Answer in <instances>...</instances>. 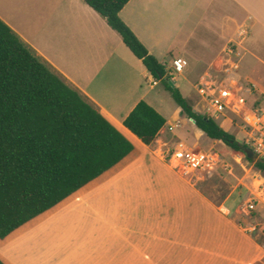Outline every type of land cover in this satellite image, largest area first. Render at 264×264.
I'll use <instances>...</instances> for the list:
<instances>
[{"label":"crops","instance_id":"obj_1","mask_svg":"<svg viewBox=\"0 0 264 264\" xmlns=\"http://www.w3.org/2000/svg\"><path fill=\"white\" fill-rule=\"evenodd\" d=\"M34 10L28 0H0V18L97 103L141 154L0 246V253L13 264H262L261 238L233 217L231 196L214 197L205 180L193 181L165 161L163 155L190 134L200 142L215 140L184 126L183 109L107 19L84 0H42L40 21ZM120 16L161 62L187 61L173 77L186 87L205 68L229 61L231 45L251 83L245 60L264 67V0H130ZM101 73L102 85L96 83ZM142 100L167 121L153 145L124 124Z\"/></svg>","mask_w":264,"mask_h":264},{"label":"trees","instance_id":"obj_2","mask_svg":"<svg viewBox=\"0 0 264 264\" xmlns=\"http://www.w3.org/2000/svg\"><path fill=\"white\" fill-rule=\"evenodd\" d=\"M84 1L107 19L196 127L253 161L255 151L199 112L174 85L169 64L151 54L121 18L130 0ZM166 123L145 100L124 121L147 145L155 144ZM140 154L97 103L0 18V246L102 184ZM254 163L264 173V158ZM0 264L13 263L0 253Z\"/></svg>","mask_w":264,"mask_h":264},{"label":"built area","instance_id":"obj_3","mask_svg":"<svg viewBox=\"0 0 264 264\" xmlns=\"http://www.w3.org/2000/svg\"><path fill=\"white\" fill-rule=\"evenodd\" d=\"M227 52L231 65L226 70L227 75L220 79L208 73L196 85L201 105L198 111L216 120L221 119L224 124L237 119L241 122L246 144L255 151L258 158H264V93H260L253 83L241 79L238 72L240 64L233 57L236 55L235 48L231 45ZM186 66L185 59H173L169 67L170 75L175 77L182 74ZM170 129L173 130L174 126ZM163 156L170 166L191 176L193 181L195 179L192 175L197 171L208 174L223 168L229 173L233 172V166L219 154L213 151H197L183 141L177 142L176 146ZM258 199L250 197L245 211H256ZM249 228L253 232L258 230L257 225H251ZM262 231L264 232V228Z\"/></svg>","mask_w":264,"mask_h":264},{"label":"rangeland","instance_id":"obj_4","mask_svg":"<svg viewBox=\"0 0 264 264\" xmlns=\"http://www.w3.org/2000/svg\"><path fill=\"white\" fill-rule=\"evenodd\" d=\"M28 2H32L34 10V19L36 21H40L42 11V0H28ZM36 11V12H35ZM8 15H12L10 11H8ZM235 48L236 55H233L234 59L239 62L240 69L239 75L244 82H249L246 78H244L241 74V62H242V55L239 53L236 48L237 46H233ZM238 54V55H237ZM228 56V55H227ZM231 65L227 59H223L222 64L220 67H214L212 69L205 68V74L201 77L195 78L193 84L188 85L187 87L182 84L180 80L174 82V85L179 86L182 88L185 96L189 99L192 105L197 110L201 109L200 96L196 91L197 83L206 75L211 74L216 78H224L227 75L226 70L230 68ZM107 69V68H106ZM106 69L103 70L106 74ZM246 73H250L253 77V84L258 86L257 81L261 82L264 85V67H262L259 62L255 61L254 63L249 64L248 59L244 62V69ZM108 71V70H107ZM104 74V73H103ZM103 74L99 76L96 83L101 84L104 81ZM256 81V82H255ZM99 85V87L101 86ZM161 86H164L162 83ZM190 90V91H189ZM105 92V96H109L106 93V90H102ZM170 96L173 102H176L173 96L170 93ZM184 126L187 128L195 127L196 125L189 119V120H182ZM217 122L228 130L230 133L234 134L239 140L242 142L244 141V132L242 131L241 122L235 119L233 122L223 123L221 119L217 120ZM187 140V141H186ZM180 139V141L185 142L188 145L190 144L197 145L195 150H204V151H213L219 154L224 160L230 163L233 166V172L229 173L227 170L220 168L212 173H205L201 171H197L193 173L192 177H194L195 181H202L205 180V183L208 185L209 192L214 197L219 198H227L231 196V198L235 201L234 210H233V217L237 218L246 226H253L257 225L258 230L255 231L258 238H261L264 245V233L262 232V228H264V173L261 172L256 166L254 161H251L247 158V156L240 151H235L229 148L221 141H214L213 143L211 140L205 139V142H200L198 139L190 134V136ZM189 146V145H188ZM191 177V176H190ZM250 197H257L259 198L256 202L257 209L255 212H251L248 210L245 211L247 206V202ZM261 229V230H260ZM264 264V260L262 262Z\"/></svg>","mask_w":264,"mask_h":264},{"label":"water","instance_id":"obj_5","mask_svg":"<svg viewBox=\"0 0 264 264\" xmlns=\"http://www.w3.org/2000/svg\"><path fill=\"white\" fill-rule=\"evenodd\" d=\"M240 141H241V140H240ZM250 156L252 157V159H253L254 162L257 161V159H258V155H257L255 152L252 153Z\"/></svg>","mask_w":264,"mask_h":264}]
</instances>
